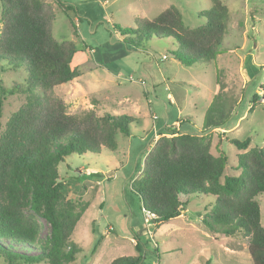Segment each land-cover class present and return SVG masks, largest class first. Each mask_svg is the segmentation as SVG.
<instances>
[{"label": "rangeland", "instance_id": "374dc122", "mask_svg": "<svg viewBox=\"0 0 264 264\" xmlns=\"http://www.w3.org/2000/svg\"><path fill=\"white\" fill-rule=\"evenodd\" d=\"M49 1L55 14L53 36L59 41L72 40L78 48L72 65L82 74L54 88L67 112L79 115L93 109L98 116L112 113L135 118L130 135L117 134L116 150L72 154L59 164L63 193L68 199L80 200L78 210L89 205L71 236L83 250L75 263L109 264L116 257L142 253L140 264H254L248 236L214 234L201 224L213 196H191L180 216L148 227L134 186L160 133L171 134L180 127L179 133L201 134L211 106L227 115L225 124L212 130L210 141L214 154L220 148L229 155L235 169L228 173H241L237 161L241 151L220 135L223 131L239 140L251 137L250 147H264V103L260 99L249 110L264 84V0H220L228 9L221 51L214 60L191 66L175 59L172 52L177 46L172 38L155 37L142 48L128 50L115 26H135L139 18L152 19L174 5L186 25L197 27L206 20L199 13L211 10L215 0H58L69 9ZM28 78L25 65L0 59V86L25 88ZM29 95L0 93V133ZM256 199L264 226V192ZM22 211L38 227L35 249L39 250L49 243L50 226L28 204L22 203ZM135 238L140 240L141 251ZM0 243L9 241L2 238ZM0 264L10 263L0 256Z\"/></svg>", "mask_w": 264, "mask_h": 264}, {"label": "trees", "instance_id": "16d2710c", "mask_svg": "<svg viewBox=\"0 0 264 264\" xmlns=\"http://www.w3.org/2000/svg\"><path fill=\"white\" fill-rule=\"evenodd\" d=\"M56 1L62 8H70ZM0 7V59L25 65L29 74L25 88L0 86L1 96L30 94L0 133V239L9 241L0 243V256L10 264H76V257L83 250L71 236L89 205L78 210L80 200L68 199L63 193L65 182L59 164L72 154L116 150L117 134L130 135L135 118L112 113L98 116L93 109L79 115L68 113L65 101L55 94L54 88L82 73L72 65L78 51L75 42L59 41L53 36L55 14L51 2L0 0ZM199 15L205 22L190 27L181 11L171 5L152 19L139 18L135 26L115 27L128 50L142 48L155 37L172 38L177 46L172 52L175 59L191 66L214 60L227 32L228 9L222 1L215 0L211 10ZM260 99L264 103V84L249 110ZM2 116L1 97L0 131ZM226 119L224 111L217 112L211 106L201 134L179 133L180 129L171 134L160 133L146 155L134 190L143 208L158 216L157 226L180 216L191 196H213L214 202L205 208L201 224L214 234L232 236L241 232L248 236L253 263L264 264V226L256 199L264 192V147H250L251 137L239 140L222 132L220 135L241 151L237 154L241 173H228L235 169L229 155L220 148L214 154L210 141L212 130L223 126ZM22 203L50 226L49 243L39 250L35 249L38 227L24 215ZM135 241L141 251L139 238ZM20 245L26 249L18 248ZM142 259V253L124 255L109 264H140Z\"/></svg>", "mask_w": 264, "mask_h": 264}, {"label": "built area", "instance_id": "2783aa9c", "mask_svg": "<svg viewBox=\"0 0 264 264\" xmlns=\"http://www.w3.org/2000/svg\"><path fill=\"white\" fill-rule=\"evenodd\" d=\"M164 58H166V56H164ZM155 136H157V134ZM143 212H144V216H145V221H146V223L148 222V224H147L148 227H150V225L155 226L156 219L158 216L154 212H151L145 208H143ZM151 221H152V223H150Z\"/></svg>", "mask_w": 264, "mask_h": 264}, {"label": "crops", "instance_id": "0c3cea01", "mask_svg": "<svg viewBox=\"0 0 264 264\" xmlns=\"http://www.w3.org/2000/svg\"><path fill=\"white\" fill-rule=\"evenodd\" d=\"M119 34H120V33H119ZM121 37H122V36H121ZM119 40H122V38L119 39ZM163 58H164V55H163ZM158 86H159V85H157V87H158ZM216 88H217V87H216ZM153 89L156 90L155 84L153 85ZM168 98L171 99L172 102H174L173 97H172L171 95H168ZM155 117H156V115H153V118H152V119H153V120L156 119ZM134 122H135V121H133L132 123H134ZM132 123H131V124H132ZM176 124H177V125H182V124L179 123V122H177ZM176 124H174V125H176ZM131 127H132V126H131ZM219 128H220V127H219ZM131 129H132V128H131ZM178 129H180V127H179ZM223 132H224V131H223ZM131 133H132V132H131ZM134 241H135V239H134Z\"/></svg>", "mask_w": 264, "mask_h": 264}]
</instances>
